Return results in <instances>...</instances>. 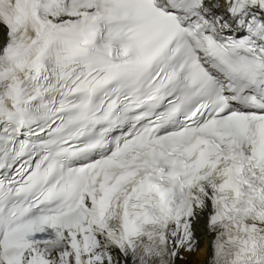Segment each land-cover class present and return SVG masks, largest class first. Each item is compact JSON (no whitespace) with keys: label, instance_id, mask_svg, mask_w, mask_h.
<instances>
[{"label":"snow or ice","instance_id":"obj_1","mask_svg":"<svg viewBox=\"0 0 264 264\" xmlns=\"http://www.w3.org/2000/svg\"><path fill=\"white\" fill-rule=\"evenodd\" d=\"M264 264V0H0V264Z\"/></svg>","mask_w":264,"mask_h":264},{"label":"bare ground","instance_id":"obj_2","mask_svg":"<svg viewBox=\"0 0 264 264\" xmlns=\"http://www.w3.org/2000/svg\"><path fill=\"white\" fill-rule=\"evenodd\" d=\"M195 234L199 238L200 248L199 251L194 252L190 255H186L184 260H177V264H206L207 253L210 252L208 244L211 237L206 236L204 223H200L194 226Z\"/></svg>","mask_w":264,"mask_h":264},{"label":"rangeland","instance_id":"obj_3","mask_svg":"<svg viewBox=\"0 0 264 264\" xmlns=\"http://www.w3.org/2000/svg\"><path fill=\"white\" fill-rule=\"evenodd\" d=\"M201 223H203V222H201ZM200 224V223H199ZM197 225V224H196ZM195 226V225H194Z\"/></svg>","mask_w":264,"mask_h":264}]
</instances>
